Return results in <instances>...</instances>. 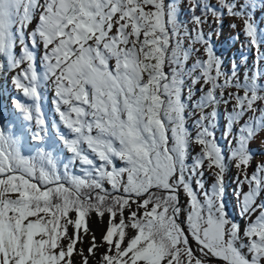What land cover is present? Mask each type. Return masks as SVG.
Masks as SVG:
<instances>
[{
  "label": "snow or ice",
  "instance_id": "6c2138e0",
  "mask_svg": "<svg viewBox=\"0 0 264 264\" xmlns=\"http://www.w3.org/2000/svg\"><path fill=\"white\" fill-rule=\"evenodd\" d=\"M257 7L264 0H0V88L23 98L12 100L20 124L0 123V264H264V157L251 150L264 144ZM228 17L255 51L243 72L204 31Z\"/></svg>",
  "mask_w": 264,
  "mask_h": 264
},
{
  "label": "rangeland",
  "instance_id": "374dc122",
  "mask_svg": "<svg viewBox=\"0 0 264 264\" xmlns=\"http://www.w3.org/2000/svg\"><path fill=\"white\" fill-rule=\"evenodd\" d=\"M216 0H212V3H215ZM255 20L258 24L264 27V9L257 7L255 10ZM233 23L230 17L225 18L223 25H217L213 23L205 24L204 31H212L213 35V45L217 51V54L222 56L225 61V67L230 68L233 63L237 64L240 68V71L243 72L246 68H251L254 60H255V51L250 50L246 46L242 47V44L245 43L243 35H240L239 39H236V36L239 32V29H233L231 24ZM224 49V51H223ZM264 51V49H262ZM242 56L247 57V60L244 61ZM21 97L11 86L10 83L6 84V86L0 88V123H5V117L8 119L10 117V113H16L12 106V100L14 98ZM47 111L49 115L52 114V106L50 99L45 100ZM20 124L19 118L17 119ZM227 116L224 113L223 107L221 108V116L219 119V123L216 129V135L221 146L225 148V150H229V145L227 140L224 138V130L226 126ZM198 151V148L195 149ZM251 150L256 153V160L259 161L262 157H264V144L261 143L260 139L254 141L251 145ZM235 169H231L226 176V200L229 208V212L232 216H236L238 211V202L233 195L235 189ZM106 224V220L104 222ZM92 226L96 227L97 230H94ZM90 227L96 232L99 237L103 230L104 225L99 223L95 216H93L92 221L90 223Z\"/></svg>",
  "mask_w": 264,
  "mask_h": 264
},
{
  "label": "trees",
  "instance_id": "16d2710c",
  "mask_svg": "<svg viewBox=\"0 0 264 264\" xmlns=\"http://www.w3.org/2000/svg\"><path fill=\"white\" fill-rule=\"evenodd\" d=\"M186 15H187V13H186ZM223 51H224V49H223ZM19 99H23L22 97H18ZM44 108H45V111H46V114H48L49 115V113H48V111H47V108H46V104L44 103ZM19 117H18V113L16 112L15 114L14 113H10V117L5 121V125L7 126V125H9V124H11V123H16L17 125H19V123H18V119Z\"/></svg>",
  "mask_w": 264,
  "mask_h": 264
},
{
  "label": "bare ground",
  "instance_id": "6f19581e",
  "mask_svg": "<svg viewBox=\"0 0 264 264\" xmlns=\"http://www.w3.org/2000/svg\"><path fill=\"white\" fill-rule=\"evenodd\" d=\"M92 228H93L94 230H97V228H96V227H94V226H92Z\"/></svg>",
  "mask_w": 264,
  "mask_h": 264
}]
</instances>
